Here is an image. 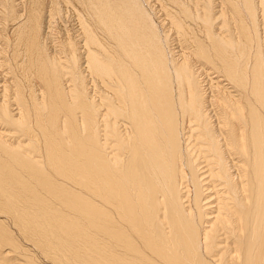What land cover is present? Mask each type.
Masks as SVG:
<instances>
[{"label":"bare ground","instance_id":"1","mask_svg":"<svg viewBox=\"0 0 264 264\" xmlns=\"http://www.w3.org/2000/svg\"><path fill=\"white\" fill-rule=\"evenodd\" d=\"M0 264H264V0H0Z\"/></svg>","mask_w":264,"mask_h":264}]
</instances>
